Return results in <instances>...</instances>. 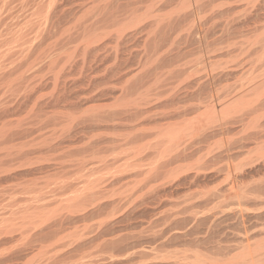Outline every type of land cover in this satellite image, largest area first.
Here are the masks:
<instances>
[{
  "label": "rangeland",
  "instance_id": "374dc122",
  "mask_svg": "<svg viewBox=\"0 0 264 264\" xmlns=\"http://www.w3.org/2000/svg\"><path fill=\"white\" fill-rule=\"evenodd\" d=\"M2 1L0 50L29 11L47 26L0 58V264H264V0ZM178 128L196 153L173 163Z\"/></svg>",
  "mask_w": 264,
  "mask_h": 264
},
{
  "label": "bare ground",
  "instance_id": "6f19581e",
  "mask_svg": "<svg viewBox=\"0 0 264 264\" xmlns=\"http://www.w3.org/2000/svg\"><path fill=\"white\" fill-rule=\"evenodd\" d=\"M30 1H31V0H30ZM44 1L47 2V6L45 7V9H46L48 12H49V8L53 5L52 3H54V2L56 3V1H54V0H44ZM53 1H54V2H53ZM58 1H59V0H58ZM58 1H57V2H58ZM2 2H8V1L6 0V1H2ZM11 2H12V1H11ZM23 2H24V0H23ZM23 2H22V3H23ZM35 2H37V1H35ZM69 2H70V1H69ZM72 2H73V1H72ZM9 3H10V1H9ZM33 3H34V2H33ZM40 3L43 4L42 2L38 1V4H39V5H40ZM14 4H15V3H14ZM17 4H18V3H17ZM25 4H26V1H25V3L23 4V6H25ZM34 4H35L34 6L38 5L37 3H34ZM6 5L8 6V4H6ZM6 5H5V6H6ZM30 5H31V7H33L32 4H30ZM39 5H38V6H39ZM68 5H69V4H68ZM70 5H71V4H70ZM261 5H262V4H261ZM0 6H1V4H0ZM5 6H4V7H5ZM10 6H12V4L9 5V7H10ZM38 6H37V7H38ZM55 6H56V5H55ZM4 7H3V9H2V8H1V9L4 10ZM13 7H14V5H13ZM27 7H28V5H27ZM29 7H30V6H29ZM29 7H28V8H29ZM37 7H36V8H37ZM43 7H44V5L41 7L40 10H42ZM56 7H57V6H56ZM58 7H59V6H58ZM135 7H136V5H135ZM259 7H260V6H259ZM39 8H40V7H39ZM39 8H37V10H35V11H33V10H31V9H30L31 11H29V10L27 9L26 12L28 13V11H29V15L27 14V19H25L24 23H21V24H23L22 26H20L21 28H22L23 26H26V28H28L29 25L33 26L34 29H33L32 31L30 30V33H28V34H25L24 32L22 33V31H24V30L26 31V29H24V30L21 31V28H20V29H18V30H14V31H12V32L9 31V32H11V33L8 34V37H5V36H4L5 38H2V43H3L5 46H8V47H6V48L3 47V48H5V49H2V48H1L2 50H0V58H1V57L3 58V56H4V55L6 56V54H8V53L11 54V52L14 53V54H12L13 58H14V55H15V54L18 55V56H21V55L24 54V56H26L25 53H27L28 50L30 49V48H29V47H30L29 44L32 42V40H33L35 37H36L35 39H37L39 36H41V34H42L43 31H44V27H42V26H43V25H44V26H47V25H45V24H46L45 22L47 21V19H46V20H45V19H42L43 16H44V17H46V16L43 15V13H44L43 11L38 10ZM111 8H112V7H111ZM18 9H19V8H18ZM18 9H17V10H18ZM23 9H24V8H23ZM33 9H35V8H33ZM45 9H44V11H46ZM52 9H53V8H52ZM54 9H55V8H54ZM107 9H108V8H107ZM107 9H106V10H107ZM133 9H134V8H133ZM19 10H20V9H19ZM56 10H57V9H56ZM56 10H52V11H55L56 13L61 12V11H59V10H58V12H57ZM60 10H61V9H60ZM4 11H6V12H4V13H7V12H8V14H10V12L13 11V9L10 10V8H8V11H7V10H4ZM9 11H10V12H9ZM37 11H39V13L42 12V18H39V17H37V16L35 17V14H36V15L38 14ZM47 11H46V13H47ZM71 11H72V10H71ZM199 11H200V10H199ZM199 11H198V13H199ZM1 12H2V11H0V13H1ZM35 12H36V13H35ZM62 12H63V11H62ZM21 13H22V11H21ZM30 13H31V14H30ZM34 13H35V14H34ZM52 13H54V12H52ZM65 13H66V12H65ZM226 13H227V12H226ZM14 14H15V13H14ZM14 14H10V15H12V16H11L12 18H13V15H14ZM22 14H23V13H22ZM47 14H51V12H50V13H47ZM47 14H46V15H47ZM261 14H262V13H261ZM0 15H1V14H0ZM2 15H5V14H2ZM2 15H1V16H2ZM19 15H20V14H19ZM38 15H39V14H38ZM54 15H55V13H54ZM61 15H62V14H61ZM222 15H223V14H222ZM20 16H21V15H20ZM23 16H24V15H23ZM23 16H22V18H25V17H26V16H25V17H23ZM33 16H34L36 19L32 18ZM47 16H48V15H47ZM255 16H256V14H255ZM61 17H62V16H61ZM63 17H64V16H63ZM102 17H103V16H102ZM46 18H47V17H46ZM48 18H49V17H48ZM53 18H54V16H53ZM55 18H56V17H55ZM19 19H20V17H19ZM58 19H59V18H58ZM184 19H185V18H184ZM259 19H260V17H259ZM8 20H9V18H8ZM17 20H18V16H17ZM44 20H45V22H44ZM59 20H60V19H59ZM255 20H256V19H255ZM1 21H2V20H1ZM10 21H11V20H10ZM13 21H14V19H13ZM48 21H49V20H48ZM62 21H64V20H62ZM90 21H91V20H90ZM97 21H98V20H97ZM100 21H101V20H100ZM100 21H99V22H100ZM11 22H12V21H11ZM17 22H18V21L15 22L16 24H15L14 22H12V23H14L15 25L19 26V25H20V21H19V24H17ZM21 22H23V20H22ZM50 22H51V20H50ZM52 22H53V21H52ZM54 22H56V20H54ZM86 22H87V21H86ZM247 22H248V21H247ZM250 22H251V21H250ZM3 23H4V22H3ZM44 23H45V24H44ZM64 23H65V22H64ZM83 23H84V22H83ZM253 23H254V21H253ZM253 23H252V24H253ZM86 24H87V23H86ZM5 25H6V24H5ZM10 25H12V24H10ZM27 25H28V27H27ZM254 25H255V24H254ZM12 26H14V25H12ZM12 26H11V27H12ZM17 26H16V27H17ZM48 26H49V25H48ZM51 26H52V25H51ZM51 26H49V27H51ZM80 26H81V25H80ZM88 26H89V25H88ZM3 27H5V26H3ZM3 27H1V28H3ZM11 27L8 28V30H10ZM82 27H83V26H82ZM84 27H85V26H84ZM84 27H83V28H84ZM86 27H87V25H86ZM17 28H18V27H17ZM30 28H31V27H29V29H30ZM41 28H43L42 31H41L42 33L40 32V34H39V36H38V33H39V31L41 30ZM244 28H245V27H244ZM12 29H13V27H12ZM45 29H46V28H45ZM49 29H50V28H48V30H49ZM0 30H1V29H0ZM6 30H7V27H6ZM6 30L4 29V31H3L2 33H4ZM27 30H28V29H27ZM50 30H51V29H50ZM28 31H29V30H28ZM46 31H47V30H46ZM52 31H53V30H52ZM7 32H8V31H6V33H7ZM49 32H50V31H49ZM134 32H135V31H134ZM2 33H1L0 35H2ZM26 33H27V32H26ZM47 33H48V32H47ZM229 33H230V32H229ZM75 34H76V33H75ZM5 35H6V34H5ZM51 35H52V34H51ZM71 35H72V34H71ZM133 35H134V34H133ZM49 36H50V35H49ZM76 36H77V35H76ZM44 37H46V36H44ZM53 38H54V37H52V39H53ZM69 38H70V37H69ZM118 39H119V38H118ZM121 39H122V35H121ZM133 39H134V38H133ZM0 40H1V38H0ZM39 40H40V39H39ZM39 40H38V41H39ZM69 40H70V39H69ZM34 41H35V40H34ZM50 41H51V40H50ZM61 41H62V40H61ZM67 41H68V39H67ZM130 41H131V40H130ZM39 42H40V41H39ZM89 42H90V41H89ZM2 43H1V44H2ZM45 43H46V42H45ZM53 43H54V42H53ZM64 43H65V42H64ZM122 43H123V42H122ZM198 43H199V42H198ZM206 43H207V42H206ZM62 44H63V43H62ZM202 44H203V43H202ZM204 44H205V42H204ZM208 44H210V43H208ZM208 44H206V45H208ZM215 44H216V43H215ZM39 45H40V44H39ZM43 45H44V44H43ZM198 45H199V44H198ZM206 45H205V46H206ZM0 46H1V45H0ZM34 46H35V45H34ZM45 46H47V45H45ZM202 46H203V45H202ZM212 46H213V45H212ZM38 47H39V46H38ZM208 47H209V46H208ZM210 47H211V46H210ZM44 48H45V47H44ZM203 48H204V51H205V50H206L205 47H203ZM36 49H37V48H36ZM38 49H39V48H38ZM207 49H208V48H207ZM32 50H33V49H32ZM34 50H35V49H34ZM198 51H199V49H198ZM216 51H218V50H216ZM190 52H191V51H190ZM35 53H36V52H35ZM10 54H9V55H10ZM5 56H4V57H5ZM7 56H8V55H7ZM22 57H23V56H22ZM28 57H29V54H28ZM28 57H27V58H28ZM180 57H181V56H180ZM2 58H1V59H2ZM27 58H26V59H27ZM10 59H11V58H10ZM21 59H22V58H21ZM8 60H9V58H8ZM0 61H1V60H0ZM9 61H10V60H9ZM11 62H12V64H13V60H12ZM18 63H19V62H18ZM18 63H17V64H18ZM19 64H20V63H19ZM19 64H18V66H20ZM24 64H25V63H24ZM0 65H1V64H0ZM8 65H9V64H8ZM2 66H3V65H2ZM5 66L7 67V65H5ZM5 66H4V67H5ZM10 66H11V65H10ZM26 66H27V65H26ZM2 68H3V67H2ZM11 68H12V67H11ZM22 68H23V67H22ZM8 69H9V68H8ZM8 69H7V70H8ZM18 69H19V68H18ZM28 70H29V69H28ZM28 70H27V71H28ZM2 71H3V70H2ZM16 71H17V70H16ZM1 73H2V72H1ZM6 73H7V72H6ZM14 73H15V72H14ZM2 74H3V73H2ZM225 74H226V73H225ZM228 74H229V72H228ZM0 75H1V74H0ZM3 76H4V75H3ZM227 76H228V75H227ZM229 76H230V75H229ZM5 78H6V77H5ZM104 79H105V78H104ZM95 80H96V79H95ZM100 80H101V79H100ZM102 80H103V79H102ZM5 81H6V80H5ZM89 81H91V80H89ZM2 82H3V81H2ZM6 82H7V81H6ZM92 82H93V80H92ZM73 83H74V82H73ZM96 83H97V82H96ZM101 83H102V82H101ZM103 83H106V82H103ZM107 83H109V82L107 81ZM1 84H2V83H1ZM74 84H76V81H75ZM78 84H79V83H78ZM194 84H195V83H194ZM205 84H206V83H205ZM205 84H204V85H205ZM87 85H88V84H87ZM87 85H86V86H87ZM104 85H105V84H104ZM208 85H209V84H208ZM74 86H75V85H74ZM78 86H79V85H78ZM78 86H77V87H78ZM81 86H82V84H81ZM87 87H88V86H87ZM87 87H86V89H87ZM100 87H101V86H100ZM187 87H188V86H187ZM198 87H199V86H198ZM202 87H204V86L202 85ZM206 87H207V86H206ZM257 87H258V86H257ZM204 88H205V87H204ZM207 88H208V87H207ZM207 88H206V89H207ZM245 88H246V87H245ZM84 89H85V88H84ZM88 89H89V88H88ZM200 89H203V88H200ZM209 89H210V87H209ZM209 89H208V90H209ZM254 89H255V88H254ZM197 90H199V89H197ZM197 90H196V91H197ZM66 91H67V90H66ZM75 91H77V90H75ZM111 91H112V90H111ZM69 92H72V91L69 90ZM69 92H68V93H69ZM73 92H74V91H73ZM82 92H83V91H82ZM96 92H97V91H96ZM113 92H114V91H113ZM201 92H203V91H201ZM201 92L199 91V94H198V93H193V94L191 93L190 95H188V98H189V96H190L189 101H190L191 103H192V102L194 103V104H193L191 107H189L188 109H186L187 107H186V108H182V107H181L182 105L180 104L181 102L178 100V97H174V98H171V100H168V103H169L172 107H175V110L172 111L171 114L166 112V113H167V115H166V113H165V114L163 113V118H164V117H168L169 114H170V115H171L172 117H174V118H177V119H181V118H182V119H183L184 117L190 115V114L193 113L196 109H198L199 106H200V104H203V103H205V102L210 103V102H209V101H210V95H206V96H204L205 93H203V95H201V94H202ZM65 93H66V92H65ZM84 93H85V92H84ZM84 93H82V94H84ZM92 93H93V92H92ZM111 93H112V92H111ZM111 93L109 92V94H111ZM244 93H246V91H245ZM74 94H75V93H74ZM80 94H81V93H80ZM86 94H87V93H86ZM96 94H97V93H96ZM61 95H62V93H61ZM77 95H78V94H77ZM91 95H92V94H91ZM176 95H177V94H176ZM59 96H60V95H59ZM67 96H68V95H67ZM79 96L82 97V95H79ZM99 96H100V95H99ZM181 96H182V93H181ZM60 97H61V96H60ZM62 97H63V96H62ZM89 97H90V96H89ZM96 97H97V96H96ZM96 97H95V98H96ZM67 98H68V97H67ZM73 98H77V96H74ZM84 98H85V97H84ZM98 98H99V97H98ZM100 98H101V97H100ZM103 98H104V97H103ZM70 99H71V98H70ZM81 99H82V98H81ZM89 99H90V98H89ZM167 99H168V98H167ZM182 99H183V98H182ZM55 100H56V98H55ZM57 100H58V99H57ZM63 100H64V99H63ZM66 100H67V99H66ZM76 100H77V99H76ZM78 101H79V100H78ZM98 101H99V100H98ZM184 101L186 102V100H184ZM58 102H59V101H58ZM67 102H68V101H67ZM67 102H65V103H67ZM74 102H75V101H74ZM79 102H80V101H79ZM87 102H88V100H87ZM87 102H86V103H87ZM96 102H97V100H96ZM185 102H184V104H185ZM52 103H53V102H52ZM56 103H57V102H56ZM60 103H61V102H60ZM60 103H59V104H60ZM63 103H64V102H63ZM69 103H70V101H69ZM72 103H73V101H72ZM166 103H167V102H166ZM59 104H58V105H59ZM70 104H71V103H70ZM182 104H183V102H182ZM260 104H261V103H260ZM51 105H52V104H51ZM51 105H50V106H51ZM58 105H56V106H58ZM61 105H62V104H61ZM75 105H76V104H75ZM78 105H79V104H78ZM180 105H181V106H180ZM207 105H209V104H207ZM207 105H206V107H208ZM59 106H60V105H59ZM168 106H169V105H168ZM168 106H167V107H168ZM179 106H180V107H179ZM67 107H68V106H67ZM77 107H78V106H77ZM163 107L166 108V106H163ZM68 108H69V107H68ZM68 108H67V109H68ZM70 108H71V107H70ZM70 108H69V109H70ZM73 108H74V107H73ZM75 108H76V107H75ZM71 109H72V108H71ZM172 109H173V108H172ZM172 109H171V110H172ZM171 110H169V111H171ZM144 111H145V110H144ZM144 111H142V110H141V112H140V110L137 111V112H139V113L136 112L137 114H133V116H130V117L128 118V122H127V121H125V122H127V124L130 122V123H129V125H130V124H135V122L139 123V122H142V121H145V120L150 119L151 117H150V118H149V117H145V116H148L147 114H149V111H150V110H149V111L147 110L148 112H147V113L145 112L146 114H145V116L143 117L144 113H142V112H144ZM133 113H135V112H133ZM109 115H111V114H109ZM112 115H113V114H112ZM112 115H111V116H112ZM130 115H132V114H130ZM105 116H106L107 119L109 118L110 121H111V118L113 119V117H114V115H113V117H111V116H107V115H105ZM116 116H117V115H115V117H116ZM171 116H170V117H171ZM102 117H103V116H102ZM104 118H105V117H103V119L101 118L102 121H103V120L105 121L106 118H105V119H104ZM120 118H121V117H120ZM125 118H126V116H125ZM125 118H124V120H125ZM92 119H93V118H91V121H92ZM126 119H127V118H126ZM169 119H170V118H169ZM95 120H96V121H99V117H98V120H97V118H95ZM95 120H94V123H95ZM109 120H107V121H109ZM118 120H119V118H118ZM118 120H117V121L115 120V122H118L116 125H118L119 122L121 123V121H118ZM120 120H121V119H120ZM124 120H123V121H124ZM88 121H90V120H88ZM91 121H90V122H91ZM104 121H103V122H104ZM112 122H113V121H112ZM112 122H111V123H112ZM125 122H122V124H120V125H123V123H125ZM133 122H134V123H133ZM88 123H89V122H88ZM94 123L91 122L92 126L95 125V127H98V124H94ZM96 123H98V122H96ZM107 123H108V122H107ZM137 123H136V124H137ZM100 124H101V123H99V125H100ZM103 124H105V123H103ZM108 124H110V122H109ZM112 124H115V123L113 122ZM96 125H97V126H96ZM227 125H228V124H227ZM87 126H88V125H87ZM87 126H86V127H87ZM89 126H90V125H89ZM89 126H88V127H89ZM225 126H226V125H225ZM88 127H87V128H88ZM220 127H221V129L223 128L222 126H220ZM226 127H227V126H226ZM226 127H224L222 130H224ZM227 128H228V127H227ZM218 129H219V128H218ZM181 130H182V129H180V128H178V129H172L170 132H167V136H165L166 139H167V138H169V140H170V139H173V141H175V143H176V141H178L179 139H178V140H174V139H175V138L177 139V137L180 136L179 134H181ZM229 130H230V129H229ZM229 130H228V131H229ZM211 131H213V130H211ZM226 131H227V130H226ZM226 131H225V132H226ZM228 131L226 132L227 134H229V132H230V131H229V132H228ZM213 132H215V134H216V132L219 133L218 130H214ZM225 132H222V133H221V130H220V133H221L222 135H224ZM223 133H224V134H223ZM141 134H142V133H140V135H141ZM205 134H206V133H205ZM209 134H212L213 137H215V136L217 137V135H218V136L221 135V134H216V135H214V133H212V132H210ZM142 135H143V134H142ZM142 135H141V137H142ZM207 135H208V134H207ZM212 136H211V137H212ZM204 137H205V139H206V137H208V136H205V135H204ZM254 137H255V136H254ZM202 138H203V137H202ZM252 138H253V137H252ZM255 138H256V137H255ZM255 138H253V139H255ZM208 139H209V138H207V140H208ZM256 140H257V139H256ZM170 141H171V140H170ZM170 141H168V142H169L170 144L174 145V144H173L174 142L172 141L173 143H171ZM166 142H167V141H166ZM164 144H165V143H164ZM166 144H167V143H166ZM177 144H178V145H177ZM168 145H169V144H168ZM163 146H164V145H163ZM169 146H170V145H169ZM169 146H164V148H165L164 150H167V149L169 148ZM178 146H180L179 141L176 143V147H177V149L174 150V151H175V152H174V156H173L174 158H171V160H173V163H179V162L185 161V160H187L188 158H190L191 156H194V154L196 153V152L194 153L193 150H190V147L188 148L189 145H188L187 147H184V148L181 146V147H182V148L180 147L181 149H180ZM184 146H185V145H184ZM190 146H191V145H190ZM193 146H194V145H193ZM96 147H97V146H96ZM98 147H99V146H98ZM101 147H102V146H101ZM166 147H167V149H166ZM171 147H175V146H171ZM90 148H91V147H90ZM98 149H99V148H98ZM98 149H97V150H98ZM173 149H174V148H173ZM95 150H96V149H95ZM97 150H96V151H97ZM161 150H163V149H161ZM93 152H94V151H93ZM160 152H161V151H160ZM162 152H163V151H162ZM162 152H161V153H162ZM160 155H161V154H160ZM191 158H192V157H191ZM211 160H212V159H211ZM211 160H210V161H211ZM215 160H216V159H215ZM165 163H166V162H165ZM170 163H172V161L169 162V164H170ZM164 165H165V164H164ZM171 165H172V164H171ZM165 166H166V165H165ZM162 169H163V168H162ZM164 169H165V168H164ZM166 171H167V170H166ZM183 173H184V172H183ZM177 174H178V173H177ZM177 174H176V175H177ZM160 175H161V174H160ZM182 175H186V174H182ZM189 176H190V175H189ZM194 176H195V175H194ZM196 176H197V175H196ZM122 177H123V176H122ZM181 177H182V176H181ZM183 178H184V177H183ZM125 179H126V178H125ZM192 180H193V179H192ZM118 181H119V180H118ZM118 181H116V182H118ZM100 203H101V202H100ZM95 205H96V204H95ZM99 205H101V204H99ZM104 205H107V204L104 203ZM37 206H38V205H37ZM39 206H40V205H39ZM91 206H92V205H91ZM93 206H94V205H93ZM102 206H103V205H102ZM41 207H42V206H41ZM88 207H89V206H88ZM94 207H95V206H94ZM98 207H99V206H98ZM98 207H97V209H98ZM100 207H101V206H100ZM100 207H99V208H100ZM92 208H93V207H92ZM95 208H96V207H95ZM103 208H105V207H103ZM106 208H107V207H106ZM89 209H91V208H89ZM101 209H102V208H101ZM91 210H92V209H91ZM94 211H95V210H94ZM100 211H101V210L99 209V212H100ZM102 211H103V210H102ZM102 211H101V212H102ZM27 212H28V211H27ZM84 212H85V210H84L82 213H84ZM87 212H88V211H87ZM90 212H91V211H90ZM97 212H98V211H96L95 213H97ZM105 212H106V211H105ZM29 213H30V212H29ZM92 213H93V210H92ZM92 213H90V214H92ZM95 213H94V214H95ZM75 214H76V213H75ZM78 214H79V213H78ZM90 214H85V215H86V216L88 215V216H90V217L93 216V215H90ZM70 215H71V214H70ZM80 215H82V214H80ZM85 215H84V216H85ZM97 215H98V214H97ZM97 215H94V216H97ZM74 216H75V215H74ZM65 217H66V216H65ZM72 217H73V216H72ZM75 217H76V216H75ZM77 217H78V216H77ZM77 217H76V220H77ZM127 217H128V216H127ZM68 218H69V216L67 217V220L69 221L70 219H68ZM80 218H81V219L84 218L83 215L80 216ZM80 218H78V219H80ZM87 218H89V217H87ZM87 218L85 217L84 219H87ZM91 218H92V217H91ZM110 218H111V217H110ZM115 218H116V217H115ZM62 219H63V218H62ZM81 219H80V221H81ZM64 220H65L66 223H67V220H66V219H64ZM72 220H73V219H72ZM76 220H75V221H76ZM65 221H64V223H65ZM70 221H71V220H70ZM70 221H69V222H70ZM80 221H78V222H80ZM111 221H112V220H111ZM69 222H68V223H69ZM82 222H84V220H83ZM85 222H86V220H85ZM112 222H113V221H112ZM55 223H56V222H55ZM55 223H54V224H55ZM59 223H60V224H59ZM64 223L62 222V224H61V220H60V221L58 220V222L56 223V224H58V225L54 226V228H53V227L51 228L52 223L50 224V228L47 227V226H45L47 232H45L46 230H44L45 227H44V228L42 227V228H43L42 230H44V232H45L46 234H45L44 232H42V233H44V235H41V238H42V239H41L40 241L43 242L42 240H43L44 237H47V238H48V237H52L53 235H55V233H58L57 230H58L60 227H62V225H63ZM73 223H75V222H73ZM107 223H108V222H107ZM54 224H53V225H54ZM71 224H72V223L69 224L70 227L74 225V224H72V225H71ZM114 224H115V223H114ZM114 224H113V225H114ZM203 224H204V223H203ZM48 225H49V224H48ZM109 225H110V224H109ZM65 226H66V228L69 230L70 227H69L68 225H65ZM67 226H68V227H67ZM111 226H112V224H111ZM73 227H76V225L73 226ZM107 227H108V226H107ZM112 227H113V226H112ZM183 227H184V226H182L181 228H183ZM47 228H48V229H47ZM57 228H58V229H57ZM63 228H64V227H63ZM66 228H64V229L66 230ZM105 228H106V227H105ZM177 228H178V227H177ZM179 228H180V226H179ZM64 229H63V230H64ZM101 229H102V227H101ZM108 229H109V227H108ZM116 229H117V228H116ZM40 230H41V229H40ZM42 230H41V231H42ZM65 230H64V231H65ZM106 230H107V229H106ZM111 230H112V228H111ZM111 230H110V231H111ZM186 230H187V229H186ZM113 231H115V230H113ZM172 231H174V230H172ZM178 231H180V230H178ZM176 232H177V231H176ZM181 232H183V231H181ZM181 232H179V233H181ZM184 232H186V231H184ZM184 232H183V234H184ZM192 232H193V231H192ZM42 233H41V234H42ZM59 233H60V232H59ZM59 233H58V235H59ZM61 233H63L62 229H61ZM99 233H100V232H99ZM109 233H110V232H109ZM157 234H158V233H157ZM170 234H172V233H170ZM174 234H175V233H174ZM186 234H187V233H186ZM196 234H198V233H196ZM56 235H57V234H56ZM99 235H100V234H99ZM105 235H106V234H105ZM150 235H151V234H150ZM152 235H156V234H153V233H152ZM188 235H190V234H188ZM37 236H38V235H37ZM139 236H140V235H139ZM159 236H160V235H159ZM183 236H184V235H183ZM191 236H192V235H191ZM34 237H35V236H34ZM136 237H137V236H135L134 238H136ZM141 237H142V236H141ZM143 237H144V236H143ZM143 237H142V238H143ZM149 237H150V236H149ZM167 237H168V236H167ZM180 237H181V236H180ZM37 238H38V237H37ZM47 238H46V240H47V241H48V240L50 241V238H49V239H47ZM52 238H53V237H52ZM54 238H55V236H54ZM88 238H89V237H88ZM101 238H102V236H101ZM134 238L132 239L133 241H134ZM139 238H140V237H139ZM163 238H164V237H163ZM187 238H188V237H187ZM191 238H192V237H191ZM194 238H195V237H194ZM0 239H1V238H0ZM5 239H6V238H5ZM38 239H39V238H38ZM38 239H37V240H38ZM91 239H92V237H91ZM158 239H159V238H158ZM175 239H176V238H175ZM195 239H196V238H195ZM44 240H45V239H44ZM51 240H53V239H51ZM135 240H136V239H135ZM186 240H188V239H186ZM6 241H7V240H6ZM9 241H10V240H9ZM35 241H36V239H35ZM40 241H37L38 244L40 243ZM47 241H45V243H46ZM167 241H168V240H167ZM180 241H181V240H180ZM33 242H34V240H33ZM85 242H86V241H85ZM114 242H115V241H114ZM125 242H126V241H125ZM137 242H138V241H137ZM146 242H147V241H146ZM197 242H199V241H197ZM109 243H111V242H109ZM116 243H117V242H116ZM116 243H115V248H116ZM122 243H123V242H122ZM132 243H133V242H132ZM135 243H136V242H135ZM135 243H134V244H135ZM41 244H42V243H40V245H41ZM85 244H86V243H85ZM124 244H125V243H124ZM155 244H156V242H155ZM155 244H154V245H155ZM159 244H160V243H159ZM163 244H164V242H163ZM42 245H44V244H42ZM42 245H41V246H42ZM82 245H83V244H82ZM109 245H110V244H109ZM118 246H121V245H118ZM137 246H138V245H137ZM159 246H160V245H159ZM42 247H43V246H42ZM73 247H74V246H73ZM81 247H82V246H81ZM123 247H124V246H123ZM151 247H152V246H151ZM151 247H150V249H151ZM127 248H128V247H127ZM139 248H140V247H139ZM145 248H146V247H145ZM160 248H161V246H160ZM160 248H159V249H160ZM74 249H75V248H74ZM82 249H83V248H82ZM116 249H117V248H116ZM131 249H132V248H131ZM131 249H129V250H131ZM147 249H149V248H147ZM152 249H153V248H152ZM25 250H26V249H25ZM124 250H125V249H124ZM138 250H139V249H138ZM157 250H158V249H157ZM127 251H128V250H127ZM133 251H134V250H133ZM146 251H147V250H146ZM148 251H149V250H148ZM151 251H154V249H153V250H150L149 252H151ZM72 252H73V251H72ZM128 252H131V251H128ZM149 252H147V253H149ZM125 253H126V251H125ZM125 253H124V254H125ZM132 253H133V252H132ZM144 253H146V252L144 251ZM121 254H122V253H121ZM136 254H137V253H136ZM149 254H151V253H149ZM153 254H154V253H153ZM153 254H151V255H153ZM182 254H183V255H187V254H184V253H182ZM197 254H199V253H197ZM25 255H26V254H25ZM183 255H182V256H183ZM194 255H195V254H193V256H194ZM190 256H191V258H192V255H190ZM16 257H17V256H16ZM65 257H66V256H65ZM67 257H68V256H67ZM188 257H189V256H187V258H188ZM199 257H200V256H199ZM199 257H198V258H199ZM13 258H14V256H13ZM10 259H12V258L10 257ZM10 259H9V260H10ZM193 259H195V258H193ZM13 260H15V259H12V261H13ZM21 260H22V259H21ZM124 260H125V259H124ZM12 261H11V262H12ZM15 261H16V260H15ZM113 261H114V260H113ZM196 261H197V260H196ZM199 261H200V259H199ZM54 263H55V262H54ZM4 264H6V263H4ZM44 264H46V263H44ZM183 264H184V263H183Z\"/></svg>",
  "mask_w": 264,
  "mask_h": 264
}]
</instances>
